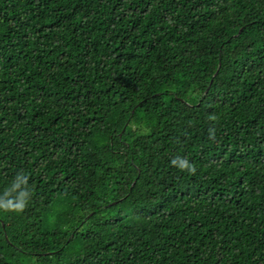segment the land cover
<instances>
[{"label":"trees","instance_id":"16d2710c","mask_svg":"<svg viewBox=\"0 0 264 264\" xmlns=\"http://www.w3.org/2000/svg\"><path fill=\"white\" fill-rule=\"evenodd\" d=\"M0 264H264V0H0Z\"/></svg>","mask_w":264,"mask_h":264},{"label":"water","instance_id":"95a60500","mask_svg":"<svg viewBox=\"0 0 264 264\" xmlns=\"http://www.w3.org/2000/svg\"><path fill=\"white\" fill-rule=\"evenodd\" d=\"M2 226H4V224H2ZM5 237H6V234H5Z\"/></svg>","mask_w":264,"mask_h":264}]
</instances>
